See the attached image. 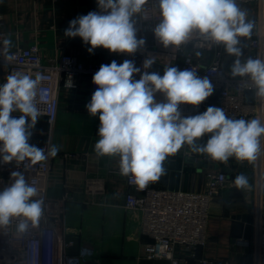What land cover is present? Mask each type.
Returning <instances> with one entry per match:
<instances>
[{
    "label": "clouds",
    "instance_id": "obj_1",
    "mask_svg": "<svg viewBox=\"0 0 264 264\" xmlns=\"http://www.w3.org/2000/svg\"><path fill=\"white\" fill-rule=\"evenodd\" d=\"M146 0H97V11L80 15L65 29L68 38L80 37L90 45L91 54L97 48L110 53L135 54L146 41L138 38L134 17L143 11ZM161 19L154 28L155 38L164 46L179 47L193 32L202 35L236 59L231 75L247 77L255 87V95L264 99V60L247 58L241 61L243 45L240 38L252 34L253 22L246 19L236 0H158ZM0 55L5 64L14 59L10 54L12 41L0 39ZM201 55L199 52L197 56ZM154 58L146 57L143 68L133 60H116L101 64L93 75L96 90L85 105L88 114L99 113V139L94 145L98 156H119L120 174L127 176L139 190L149 182L157 181L164 173L163 162L177 153L184 144L196 153L226 163L230 157L237 161H255L260 153V138L264 123L260 119H233L226 117L220 107L209 106L196 115L184 116L180 105L199 106L213 95L214 86L205 76L193 69L180 70L166 67L163 75L149 72ZM139 74V79L134 76ZM41 81L14 72L0 84V161L11 163L26 159L33 163L55 157L59 151L51 145L43 148L30 143L32 129L41 112L34 103ZM163 95V101L156 94ZM19 112V116L13 113ZM208 135L205 144L197 141ZM13 182L0 190V228L7 227L12 218H22L17 232L25 233L39 225L43 201L32 199L39 195L38 188L29 184L21 172H12ZM238 189L250 188L248 178L239 174L234 179Z\"/></svg>",
    "mask_w": 264,
    "mask_h": 264
},
{
    "label": "built area",
    "instance_id": "obj_2",
    "mask_svg": "<svg viewBox=\"0 0 264 264\" xmlns=\"http://www.w3.org/2000/svg\"><path fill=\"white\" fill-rule=\"evenodd\" d=\"M2 2L0 0V39L6 38ZM236 2L247 12L246 19L253 22L251 36L240 38L243 45L241 61L249 57L264 60V0ZM160 19L158 0H146L143 11L134 17L137 36L145 39V45L135 54L113 53L112 61L116 60L119 64L125 59L133 60L141 71H145L143 61L150 56L155 63L146 69L149 72L163 75L166 67L175 66L180 70L193 69L200 77L207 76L215 89L213 95L196 107L180 105L184 116L196 115L209 106H216L224 110L226 117L260 119L264 123V99L255 95V87L247 77L233 78L231 75L236 57L229 55L223 45L206 40L197 32H193L189 40L178 48H164L153 32ZM198 52L201 55L197 56ZM10 54L14 59L6 64L10 68L9 74L18 72L33 78L40 74L34 103L41 112L39 118L46 121L51 134L57 122L62 90H78L87 77L90 96L96 90L92 77L101 65H86L66 54L42 58L37 45L11 47ZM0 63L5 64L2 55ZM134 78L139 79V74ZM156 99L163 101L164 98L157 93ZM13 115L19 116L20 113ZM207 139L208 135H205L197 143L203 145ZM188 146H182L186 158L209 167L205 174V190L201 194L157 190L150 186V182L145 189L139 190L129 177L123 176L128 189L124 208L131 219L139 216L141 233L150 239L141 245V257L164 260L169 264H187L189 260L213 264L196 256L197 248L206 245L209 202L231 185L237 175L248 174L250 188L243 189V192L252 195V233L249 238H234L233 245L248 251V264H264V136L260 138V153L252 162L237 161L235 157L226 163L215 161L204 153L195 155L196 152L190 151ZM48 149H44L46 154ZM53 158L36 163L29 159L22 162L13 160L11 163L0 161V190L13 182L12 172H21L29 184L38 188L39 195L32 199L43 201V214L37 227L32 228L29 221L28 231L19 233L16 228L22 218H12L7 227L0 228V264H100L91 247L76 242L78 230H71L65 223L64 206L70 197L67 194L58 198L49 195ZM116 174L121 175L120 170ZM85 191H91L88 184Z\"/></svg>",
    "mask_w": 264,
    "mask_h": 264
},
{
    "label": "crops",
    "instance_id": "obj_3",
    "mask_svg": "<svg viewBox=\"0 0 264 264\" xmlns=\"http://www.w3.org/2000/svg\"><path fill=\"white\" fill-rule=\"evenodd\" d=\"M97 10V0H3V31L12 47L37 45L42 58L66 54L86 65L109 64L113 53L97 48L90 54V45L80 37L64 35L69 21ZM9 71L8 65L0 63V84L6 81ZM89 88L87 77L78 90H62L52 134L43 118H38L32 129L30 143L43 149L51 145L59 148L52 160L49 195L70 197L64 206L65 223L71 230H78L76 242L91 247L100 264H169L141 257V245L150 239L141 233L139 216L131 219L124 208L128 189L124 177L116 174L120 170L119 156L101 157L94 150L100 122L99 113L92 117L85 107L91 100ZM183 151L181 148L165 159L164 173L150 182L153 189L204 192L209 167L186 158ZM87 184L89 192L85 191ZM253 209L252 195L238 189L234 182L212 198L205 226L206 245L197 248V258L213 264H248V251L236 248L233 240L251 236ZM187 264L199 263L189 260Z\"/></svg>",
    "mask_w": 264,
    "mask_h": 264
}]
</instances>
